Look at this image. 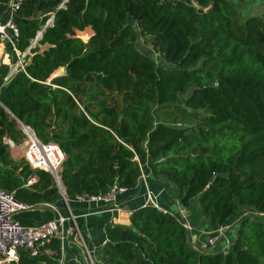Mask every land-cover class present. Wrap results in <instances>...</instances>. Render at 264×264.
I'll list each match as a JSON object with an SVG mask.
<instances>
[{
	"label": "trees",
	"instance_id": "16d2710c",
	"mask_svg": "<svg viewBox=\"0 0 264 264\" xmlns=\"http://www.w3.org/2000/svg\"><path fill=\"white\" fill-rule=\"evenodd\" d=\"M240 1L69 0L43 34L48 48L25 74L3 83L9 68L0 65V188L28 205L60 199L49 174L7 161L3 138L14 143L16 132L22 136L11 114L65 154L60 180L68 200L114 186L133 189L139 165L149 164L153 178L177 188L181 208L197 200L213 228L234 222L244 208L264 213V15L242 20L234 4ZM59 3L24 0L15 21L18 51L46 17L31 19ZM87 27L93 35L83 43L75 31ZM138 37L149 40L166 68L136 48ZM5 50L14 62L11 47ZM60 68L66 77L53 82L58 88L42 84ZM63 89L97 99L98 121ZM169 108L188 126L156 118ZM33 174L37 182L24 187ZM129 221L107 226L99 264H264L262 219L240 220L225 255L192 250L178 220L149 206Z\"/></svg>",
	"mask_w": 264,
	"mask_h": 264
},
{
	"label": "built area",
	"instance_id": "2783aa9c",
	"mask_svg": "<svg viewBox=\"0 0 264 264\" xmlns=\"http://www.w3.org/2000/svg\"><path fill=\"white\" fill-rule=\"evenodd\" d=\"M23 2L24 0H8L6 4L7 19L6 22L0 24V43L5 44V46L9 45L15 56L14 62H11V64L8 65L9 71L6 77L3 79V83H8L19 72L25 74V67L29 64L31 58L36 53H40V51L42 52V50L45 48V45H41L44 32L47 29L53 28L57 13L66 9V4L69 2V0H60V3L57 5L56 9L47 14L45 22L36 31L34 37L29 40V44L26 49L20 52L15 47V39H17L19 36L15 21L17 12L19 11ZM140 40L142 42L143 37H140ZM147 48L153 55L156 54L160 56L159 53L153 50L151 45ZM52 75L46 80V82H43L42 84L55 89L58 87L52 84ZM214 86L217 85L215 84ZM63 90L73 98V95L69 91L65 89ZM16 128L22 135V145L24 149L22 158L24 162L33 172L42 171L51 176L54 187L63 200L69 217L65 218L60 215L58 209L51 204H42L41 206L49 208L52 212L57 213V217L46 222L45 224L40 225L39 227L25 228L21 226L15 219H13V216L21 212L29 211L36 205H28L20 202L14 197V192H9L0 188V264H17L20 260L21 253L25 254L29 259H47L49 258V253L47 250L53 242H57L59 244V250L56 253V264H65L63 245L68 239H72L85 254L86 260L90 264H93L90 254L88 253L84 244V236L79 231L77 225L75 224V219L69 211L67 203L68 199L61 184L60 173L62 170V165L66 159L65 154L58 145L54 143L42 142L31 127L22 123H16ZM3 142L10 149L14 148V144L10 139L4 137ZM134 160L138 161L136 157ZM139 167L140 175L138 178V184H141L145 189V203L143 207L149 206L159 213L169 215V213L163 210L156 203L152 192L148 189L149 175L141 165H139ZM37 179V175L33 174L26 181L25 187L27 188L35 184ZM126 191V188L114 186L105 194L91 196L81 195L75 196L73 199L78 203L87 204L88 206L92 204L109 205L111 207L110 211L115 214V217L112 220H114L115 224H118L120 216L124 215L130 220L134 213L133 211L125 209L117 201V197L123 195ZM178 212L181 219L178 222L188 234V243L192 250L197 251L192 235L193 229L186 221L187 211L184 209L179 210ZM251 213L252 217H246L262 219L264 221V213L254 210ZM69 219L72 221V226L68 229H65L64 224ZM242 219L243 218L239 216L234 222L230 224L219 225L213 231H211V233L206 235L203 243L206 252L214 253L217 245L222 243L223 247L219 253L225 255L233 246H230L229 242L227 241L229 235L226 233L232 228L237 229V224ZM225 240L226 243H223Z\"/></svg>",
	"mask_w": 264,
	"mask_h": 264
},
{
	"label": "crops",
	"instance_id": "0c3cea01",
	"mask_svg": "<svg viewBox=\"0 0 264 264\" xmlns=\"http://www.w3.org/2000/svg\"><path fill=\"white\" fill-rule=\"evenodd\" d=\"M7 2L8 0H0V24L6 22L7 19L6 16ZM47 14L42 15L41 13H37L35 15V18H32L31 20L34 19L39 21L41 20V18L46 17ZM129 23L133 24V22H129ZM78 34H80V36H78ZM92 35H93V31L91 30L90 27L85 28L81 32L75 31V37L78 39L80 38V40L82 39L83 43H87ZM47 48L48 46L45 45V48L44 50H42V52L45 51ZM42 52L40 51V53ZM11 59L12 58L6 53L5 44L0 43V65L1 64L5 66L10 65ZM65 77H66L65 68H60L53 73L51 77L52 79L51 82L53 84V82L62 80ZM12 151L13 149L12 150L10 149L8 153L10 155V158L12 159L11 160L12 163H16L18 158H22L23 149H21V151L18 154L16 153V155H13ZM142 167L149 175L148 189L152 192L156 200V203L163 210L169 213V215L174 216L178 221L181 220L178 211L184 210V208H181V206L179 205L180 193L177 190V188L172 184V182H170L165 178L162 177L153 178L151 176L149 164H145ZM23 186L25 187V185ZM117 201L125 209L135 212L136 210L143 208L144 206L145 189L141 184H137L133 189L127 190L123 195L118 196ZM67 203H68L69 211L75 219V224L77 225V227L79 225L81 226L80 228L78 227V229L84 236V244L88 253L90 254L91 259H98L100 262L102 247L106 242L107 226L108 225L128 226L130 223L129 219H127L124 215L120 216L119 223L115 224L114 220H112L115 217V214L110 211L111 207L106 204H92L88 206L87 204H81L76 202L73 198L69 199ZM42 204H49V203L34 204L36 206L33 209L15 214L13 216V219H15L21 226L25 228H36L57 217V213L52 212L49 208L41 206ZM51 205L55 206L58 209L60 215H62L65 218L69 217L66 210V206L63 200L61 199V197L58 201L51 203ZM173 207L176 208L177 212L174 211L175 212L174 213L172 211ZM185 209L187 211L186 221L193 229L192 235H193V240L195 242V247L198 252L206 253V250L204 249L203 246L204 239L206 235L211 233V231H213L215 228L211 226L209 219L202 215L198 207L197 200L192 201L189 207ZM71 226H72V221L71 219H69L65 222L64 228L68 229ZM56 247L58 249L59 244L57 242H53L47 250L49 253V258H47V260H50L49 264H56V257H57L56 253L58 252V250L57 251L54 250V248ZM222 247L223 244L219 243L215 248L214 254L219 253ZM63 253H64L65 264H85L82 250L75 244V242L72 239H68L64 242ZM21 256H23V259L27 258L26 255L23 253L20 254V257ZM25 262L26 261L17 264H25ZM36 264H44V263L40 262Z\"/></svg>",
	"mask_w": 264,
	"mask_h": 264
},
{
	"label": "rangeland",
	"instance_id": "374dc122",
	"mask_svg": "<svg viewBox=\"0 0 264 264\" xmlns=\"http://www.w3.org/2000/svg\"><path fill=\"white\" fill-rule=\"evenodd\" d=\"M234 4L237 5L238 13H239L240 18L242 20H244L246 18H249V17H262L264 15V0H242L240 2H234ZM78 36H80V34H78ZM81 41H83V40L81 39ZM150 45L151 44H150V42H149V40L147 38H143V41L141 42L140 37H138V40H137V43H136V48L140 52H142L143 54L148 55L149 57H151L152 60L156 64L161 65L164 68H166L165 66H167V64L164 63V61L162 60V58L160 56H158L156 54L153 55V54L149 53L150 50H148L147 47H149ZM169 67L170 66H168L167 68H169ZM46 92H47L46 89L42 90V93H46ZM73 98H74V96H73ZM73 100L75 101L76 106L78 107V109H82V108H84V107L87 106L88 109H89L88 116L91 119H93V120H97L94 117V115H95V113H94V111H95L94 103L96 102L97 99H93V98H91V99L83 98V99L79 100L76 97ZM155 116H156V118L159 121H163V122H165V123H167L169 125H173V126L175 125V126H178V127H181V128L188 126L186 123H183V121H181L180 116L178 115V112L174 108H169L167 110H162V109L161 110H158L155 113ZM49 122H50V118L47 117L45 119V123H49ZM13 130L16 132V128H14ZM21 138L22 137L20 135H18V133L16 132V136H15V140L16 141H14V139H12L14 141V143H13L14 144V148H13V151H12V154L13 155H16V153L18 154L21 151V149H23V145H22ZM15 146H16V148H15ZM9 150H10V148L8 147V151ZM8 151H7V154H8L7 161L11 163L12 162L11 161L12 159L10 158V155H9ZM12 164H14L16 166H19V165L20 166H23L25 163H24L23 158H18L17 159V162L16 163H12ZM172 211L173 212L174 211L177 212L175 207H173V210ZM252 211H253L252 209L244 208V209H242V211L239 214V216L241 218H244L246 216H251L252 217V215H251L252 214L251 213ZM226 234L229 235V238H228L227 241L229 242L230 246H232L234 244L235 239H236L237 229L232 228ZM223 243H226V240L223 241ZM82 254H83V257H84L85 264H90L86 260L85 254L83 252H82ZM92 262H93V264H99L100 263L98 259H92Z\"/></svg>",
	"mask_w": 264,
	"mask_h": 264
},
{
	"label": "water",
	"instance_id": "95a60500",
	"mask_svg": "<svg viewBox=\"0 0 264 264\" xmlns=\"http://www.w3.org/2000/svg\"><path fill=\"white\" fill-rule=\"evenodd\" d=\"M8 112V111H7ZM9 113V112H8ZM10 114V113H9ZM10 116L15 120V122L17 123V124H21V122L20 121H18L16 118H14L11 114H10Z\"/></svg>",
	"mask_w": 264,
	"mask_h": 264
},
{
	"label": "bare ground",
	"instance_id": "6f19581e",
	"mask_svg": "<svg viewBox=\"0 0 264 264\" xmlns=\"http://www.w3.org/2000/svg\"><path fill=\"white\" fill-rule=\"evenodd\" d=\"M82 37V36H81Z\"/></svg>",
	"mask_w": 264,
	"mask_h": 264
}]
</instances>
